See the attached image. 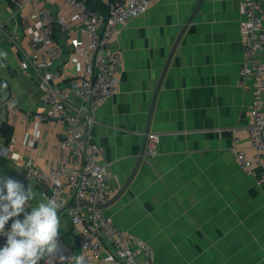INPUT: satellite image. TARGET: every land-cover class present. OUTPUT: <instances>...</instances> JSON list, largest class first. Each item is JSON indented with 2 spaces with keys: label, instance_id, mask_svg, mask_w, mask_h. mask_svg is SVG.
I'll list each match as a JSON object with an SVG mask.
<instances>
[{
  "label": "crops",
  "instance_id": "0c3cea01",
  "mask_svg": "<svg viewBox=\"0 0 264 264\" xmlns=\"http://www.w3.org/2000/svg\"><path fill=\"white\" fill-rule=\"evenodd\" d=\"M90 1L99 3L98 13L108 8V0ZM41 4L66 9L64 0ZM239 4L152 0L149 11L112 40V49L123 56L119 86L110 100L93 109L89 138L112 174L111 200H116L103 209L105 214L152 246L154 264H264V183L258 185L240 168L231 149L233 136H244L242 129L252 121L254 92L253 82L247 88L240 84ZM15 6L0 0V50L7 52L0 61V101L16 97L19 113L10 116L2 105L0 119L13 127L10 143L21 160H12L10 144L0 143V176L25 188L30 182L40 193L41 185L28 179L26 160L46 171L70 170L77 163L59 147L64 124L32 118L45 105L40 76L23 59L32 51L36 28ZM55 39L64 52L49 70L61 73L58 83L65 86L82 76L86 60L60 29ZM71 105L79 108L84 102L71 98ZM152 133L159 136L158 154L148 157ZM58 215L60 233L72 241L68 218Z\"/></svg>",
  "mask_w": 264,
  "mask_h": 264
},
{
  "label": "built area",
  "instance_id": "2783aa9c",
  "mask_svg": "<svg viewBox=\"0 0 264 264\" xmlns=\"http://www.w3.org/2000/svg\"><path fill=\"white\" fill-rule=\"evenodd\" d=\"M35 24V36L31 39L32 51L24 53V61L40 76L44 92V109L32 116L38 123L64 124L65 137L60 149L72 155L77 165L70 170L50 171L38 168L32 159L25 161L28 179L41 185L40 194L55 198L69 221V233L74 239V252L63 242L59 233L58 243L65 257L84 254L87 264H154L155 251L145 240L120 229L111 217L98 206L110 202L115 189L111 185L112 174L103 163L100 147L89 138L93 123V109L110 100L117 92L123 63L122 53L112 49V40L131 20L145 15L152 0H108L106 14L89 7L88 0H64L65 10L54 11L41 4L42 0H10ZM239 21L243 41L244 58L240 67V84L247 88L254 84L250 107L251 123L242 129L244 136L235 134L231 149L238 164L256 183H264V0H240ZM60 29L68 37L70 46L85 58L81 77L68 85L58 83L61 73L49 67L62 55L63 47L56 41ZM75 32V35L73 34ZM77 33V34H76ZM21 50V49H19ZM71 98H78L84 105L75 108ZM5 105L10 116L17 115V99L9 96ZM159 136L147 137L145 155L158 154ZM10 158L20 161L21 155L10 143ZM8 147V146H7ZM258 169V170H257ZM73 202V204H71ZM86 203V204H85ZM12 220L6 224L10 228ZM6 237L0 236V247ZM38 264H45L41 260ZM58 264V260L55 261Z\"/></svg>",
  "mask_w": 264,
  "mask_h": 264
},
{
  "label": "clouds",
  "instance_id": "9594fccd",
  "mask_svg": "<svg viewBox=\"0 0 264 264\" xmlns=\"http://www.w3.org/2000/svg\"><path fill=\"white\" fill-rule=\"evenodd\" d=\"M7 59V52L0 50V61ZM0 67H4L0 63ZM40 197L35 205L30 202ZM59 203L18 180L0 176V236L6 243L0 247V264H87L84 254L65 257L58 243L61 219ZM30 208V212L26 209ZM23 214V219L20 215ZM12 220L10 228L6 224Z\"/></svg>",
  "mask_w": 264,
  "mask_h": 264
},
{
  "label": "trees",
  "instance_id": "16d2710c",
  "mask_svg": "<svg viewBox=\"0 0 264 264\" xmlns=\"http://www.w3.org/2000/svg\"><path fill=\"white\" fill-rule=\"evenodd\" d=\"M89 7L98 12V6L99 3L93 4L90 0H88ZM108 11V8L105 6V9L103 11V14H106ZM0 114H1V108H0ZM13 138V127L6 121L0 119V143L4 146H8ZM26 211H29L26 209ZM30 212V211H29ZM20 219H23V214L20 215Z\"/></svg>",
  "mask_w": 264,
  "mask_h": 264
},
{
  "label": "water",
  "instance_id": "95a60500",
  "mask_svg": "<svg viewBox=\"0 0 264 264\" xmlns=\"http://www.w3.org/2000/svg\"><path fill=\"white\" fill-rule=\"evenodd\" d=\"M179 39L177 40V42L175 43V45L173 46V49H172V52H171V55H170V57H169V60H168V62H167V65H166V68H165V70H164V73H163V75H162V78L160 79V81H159V84H158V88H157V90L160 88V86H161V83H162V80H163V77H164V75H165V72H166V69L168 68V65H169V62H170V59H171V57H172V55L174 54V52H175V50H176V48H177V46H178V43H179ZM154 102H155V100H154ZM152 110H153V108H152ZM152 110H151V113H152ZM143 154H144V152H143ZM141 161H142V159H140L139 160V163H141ZM135 173H136V170H135V172H134V174H133V176H132V178L134 177V175H135ZM132 180V179H131ZM130 180V181H131ZM129 186V184L119 193V195L116 197V198H119V196L121 197L123 194H124V192L126 191V189H127V187ZM116 199L114 198L113 200H111L108 204H106V205H103V206H98V208H101V209H104V208H106L109 204H111L113 201H115ZM71 204H73V202L71 203ZM86 204V203H85Z\"/></svg>",
  "mask_w": 264,
  "mask_h": 264
},
{
  "label": "rangeland",
  "instance_id": "374dc122",
  "mask_svg": "<svg viewBox=\"0 0 264 264\" xmlns=\"http://www.w3.org/2000/svg\"><path fill=\"white\" fill-rule=\"evenodd\" d=\"M63 242L66 244L67 247L71 248L74 252L77 251V246L73 238H72V241H69L68 239L64 237Z\"/></svg>",
  "mask_w": 264,
  "mask_h": 264
}]
</instances>
